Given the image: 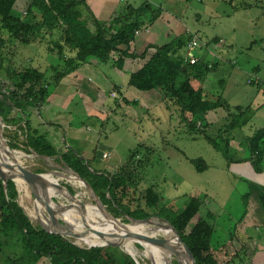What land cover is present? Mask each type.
I'll use <instances>...</instances> for the list:
<instances>
[{
  "label": "trees",
  "instance_id": "1",
  "mask_svg": "<svg viewBox=\"0 0 264 264\" xmlns=\"http://www.w3.org/2000/svg\"><path fill=\"white\" fill-rule=\"evenodd\" d=\"M19 1L0 0V68H4L3 63L8 61L4 52L10 42L29 46L43 39H52L57 29H63V34L60 40L51 42L53 47L58 48L60 61L51 67L50 80L45 72L32 66L20 71L6 69L10 86H6L5 92L0 90V115L7 125L15 124L22 132L20 135L16 133L18 143H9L11 148L20 149L19 143H22L27 152L33 150L39 156L52 158L60 155L62 162L91 185L104 205L113 207L112 212L116 216L125 215L144 220L157 214L168 220L192 251L196 264H244V246H241L237 233L239 222L228 233L229 240L223 245L218 243L215 227L207 218L198 219L197 224L190 228L191 222L199 216L204 205L200 196L192 197L185 209L179 212L166 208L164 196L155 187L145 191L142 200L137 202V208L133 209L124 203L130 190L137 189L145 168L144 161L138 160L141 147L133 151L127 162L115 173L98 171L92 169L91 162L87 163L79 152L71 148L59 154L52 143L33 128L30 121L31 109H39L46 103L52 87L91 60L102 63L113 61L114 66L122 70L126 59L143 57L145 64L131 74L129 87L142 92H162L164 101L177 107L180 120L187 125L190 133H199L223 152L220 143H216L221 135L212 138L208 134L209 125L201 129L198 125L201 122L203 127L202 121L217 109L222 108L230 115L232 111L241 114L242 108L231 107L222 97L212 100L205 95L203 81L214 67L200 61L195 65L185 61L180 50L187 46L189 34L187 41L181 39L175 45L153 46L154 51L149 52L147 49L137 56L132 47L136 31L155 22L162 8L156 11L146 4L133 9L128 5L113 20L114 25L119 26L114 32L111 26L102 25L96 19L86 0H26V14L16 11ZM124 101L129 103L128 100ZM13 112L18 114V118L11 117ZM236 126L235 122H231L227 130H233ZM22 135H25L23 140L20 139ZM250 140L259 156L261 152L258 148L263 146L264 149V130L255 132ZM188 161L198 172L208 168L202 159L188 158ZM254 163L257 165L261 162L255 159ZM138 165L142 170L139 171ZM67 188L73 193L70 187ZM17 196L16 184L9 181L6 191L0 178V263L38 264L42 259L49 258L52 264H137L117 246L83 249L65 237L35 226L17 202ZM260 202L264 208V195L260 197ZM175 238L173 232L172 243ZM228 247L233 254L225 252V255L229 254V258H225L222 251ZM172 254L176 256L177 252L173 251Z\"/></svg>",
  "mask_w": 264,
  "mask_h": 264
},
{
  "label": "rangeland",
  "instance_id": "2",
  "mask_svg": "<svg viewBox=\"0 0 264 264\" xmlns=\"http://www.w3.org/2000/svg\"><path fill=\"white\" fill-rule=\"evenodd\" d=\"M103 2H106L111 7L108 10V14L103 15L102 9V11H98L100 19L96 14L95 17L102 25L111 26L114 32L118 30L119 26L114 25L113 20L115 17L121 15L124 7L131 5L133 9H139L147 4L156 11L162 8L159 18L149 25L152 31L155 32L149 35L145 31L148 28L136 31L135 42L132 43L133 49L138 40L147 37H157L158 31L161 36L167 29H170V31L166 32L169 35L154 38L156 44L175 45L181 39L187 41L189 39L188 30L200 34L203 42L207 44L214 39L220 38L223 48L218 49L211 61V64H215L218 67L207 73L206 77L208 78L209 76V79L205 78L203 82L205 93L209 99L217 100L224 96V93L225 96L232 94V97L234 93V97H239L243 93H246V95L252 94L255 97L258 92L264 91V0H103ZM27 10L28 7H25L19 11L22 14H26ZM142 31L145 34L140 36ZM62 34L63 29H57L52 39H43L29 46H22L20 43L14 41L10 42L4 52L8 61L6 60L3 63L4 68H0V90L5 92L7 89L6 86H10V80L7 79L6 74L7 68L20 71L32 66L45 72L46 77L50 80L52 77L51 67L57 65L60 61L57 52L58 48L53 47L51 42L60 40ZM185 50L186 47L180 50V53L183 55ZM220 59H224L226 62ZM258 67L259 71L256 72L255 69ZM54 91L55 86L52 87L50 95ZM212 94L214 97L210 96ZM262 96L261 98L264 100L263 93ZM105 101L109 105L110 103L114 105V100L109 95L106 96ZM242 105H244V114L232 111V114L235 113L236 115L230 114L226 116L223 122L222 117L227 113H220L218 115L219 119H217L220 121H216V124H212L210 119L205 118L202 121L203 127L201 122L198 125L199 129L207 128L206 125H209L208 134L212 138L221 135L218 141L216 140V143H220L219 147H221L223 152L217 150L213 144H210L199 133H190L186 126H177L175 122L172 123V127L165 123L153 127L148 124L149 122L147 120L141 126L136 125L129 119V124L132 126H129L130 131L127 129L126 124L123 126L116 125L115 128L111 123L106 125L108 143L112 147H115L116 152L114 155L110 148L102 150L101 153L98 150V159L103 153L107 152V154H111V160H108L109 157H104L106 163L115 165L120 162V164H117L119 168L127 162L133 151L141 147L142 152L138 160L144 161L145 168L143 174L140 176L141 180L139 181L137 189L130 190L128 196L124 198V203L132 206L133 209L137 208V202L143 197L145 191L148 188L155 187L164 196L166 208L179 212L185 209L192 197L200 196L204 201V205L199 216L191 222L190 228H193L197 224L198 219L207 218L215 227L218 243L223 245L229 240L228 233L233 228L235 229L236 223L241 219L244 212L246 213L247 211L245 202L248 196H246V193L253 191L257 183H259V181L256 182L255 174L264 162L263 146L258 148L261 152L258 156L253 147V142L250 138L247 139L248 135L264 130V119L253 118L255 111L259 110L257 108L258 103L254 100L253 106L250 103ZM169 108L177 109V107ZM163 110L166 109L160 107V111L158 110V112H162L163 114ZM223 111L221 110V112ZM177 115L180 118L179 112ZM11 117L18 118V114L13 112ZM2 119L0 118V130L2 129L7 143H18L19 140L16 138V133L19 135L22 134L21 130L15 124L7 125L4 119ZM231 122H235L237 128L233 131L229 129V133L232 134V136H229L227 129L230 127ZM221 123H224V125ZM244 125L246 127L242 128ZM94 127L98 128V126ZM225 128L226 130H224ZM24 137L25 135H22L20 139L23 140ZM231 137L232 140L225 141ZM63 138L62 133L57 144L59 154L62 153L61 150H64L65 147ZM19 148H11V150L24 154V158L21 160V164L24 167L39 174L57 173L55 178L57 177L56 179H59L58 182L60 185L70 187L74 195H76L78 190L85 193V198L78 199L81 203H95L86 187L83 186V188L78 189L67 178L63 177L69 175L67 173L69 168L62 162L60 155L44 159L35 155L33 150L27 152L26 147L22 143H19ZM248 154V160H246L248 164L242 163L246 166L235 167L232 163L229 164V161H231L229 159L245 158ZM188 158L204 160L208 166L207 170L198 172L190 164ZM255 159H259V162L262 163L255 165ZM91 167L93 169L97 168L92 162ZM138 168L139 171L142 170L139 165ZM16 188L18 191L17 202L31 219L36 214V207L34 206L37 197L30 186L22 191H19L17 185ZM26 195L29 196L27 197ZM55 201L66 204L69 202L61 199H55ZM141 204L143 205L144 203L141 202ZM104 208L122 223H126L125 225L132 223H130V220L125 215L116 216L112 212L113 207L104 205ZM74 215L77 222H82V219L77 214ZM58 216V220L66 221L63 216ZM153 217L159 221V215L155 214ZM31 221L35 226L42 227L41 222L36 218L32 217ZM78 229L85 228L81 227ZM67 239L75 245L78 244L77 246L80 248L89 249L83 244L82 246L76 238L69 236ZM157 239H163L162 235L158 234ZM241 242V246H244L242 255H246L244 264H252L251 261L256 262L250 253L251 250H249L247 241L246 243ZM134 246L136 251L134 250L133 255L122 246H117V248L123 254L131 257L134 256L132 258L137 264H154L149 258L146 259L147 257L144 256L146 249L143 246L137 243H134ZM234 248L236 247L234 246ZM239 248L240 244L236 249L238 250ZM225 252L233 254L230 247L222 251V256L229 258V254L225 255ZM178 259L182 263V258L176 255L173 259V264H180ZM0 264L4 263L1 262ZM38 264H52V262L49 258H44Z\"/></svg>",
  "mask_w": 264,
  "mask_h": 264
},
{
  "label": "crops",
  "instance_id": "3",
  "mask_svg": "<svg viewBox=\"0 0 264 264\" xmlns=\"http://www.w3.org/2000/svg\"><path fill=\"white\" fill-rule=\"evenodd\" d=\"M86 2L94 15L96 14L99 19L98 11H102L103 9L102 14L104 15L108 14V10L111 8L106 2H103V0H86ZM27 5L28 3L26 0H20L16 7V11L22 14L19 10L27 7ZM147 28L148 29L145 31L149 35H151L152 32H155L152 31L151 27L148 26ZM143 31L140 33V36L145 34ZM168 31H170V29H167L166 32ZM166 32L160 36L158 31L157 37H166L169 35ZM154 38L147 37L138 40L134 46L133 52L139 56L147 49L149 52L154 51L155 49L153 46H161L156 44ZM207 45L198 51V57L200 62L207 63L216 69L218 66L211 64V61L218 49L223 48V44L221 39L218 38L209 42ZM185 53L186 50L184 51L183 56H185ZM220 60L226 62L224 59ZM144 64L145 58L143 57L126 59L122 70L115 67L113 61L102 63L94 59L84 64L77 71L65 77L55 86V91L49 96L42 107L39 109H31L30 121L33 128L37 129L41 135H44L54 147L56 146V150H58V140L63 133L65 147L61 152L66 151L67 148H71L79 152L87 163H94L97 167L94 170L115 173L120 168H118L117 165L120 164V162L115 165H110L104 160V155L107 154V152L103 153L99 159L97 154L98 150L101 153L102 150L110 148L115 155L116 149L108 143V136H106L107 124L111 123L114 125V128L116 125L123 126L126 124L129 131L131 130L129 129V126H131L129 124V119H131L136 125L141 126H143L147 120L149 122L148 124L153 127L163 123L169 124L170 127H172L173 122H175L177 126L187 127V125L182 123L178 117V111L169 108L172 107V104L164 101L162 92H142L129 87L131 74L141 69ZM255 70L258 72L259 67ZM207 79H209V76ZM112 92L117 94V98L111 96ZM262 93L264 94L263 90L258 92L255 97L254 95L252 96V94L246 95V93L240 94L239 97H234V93L232 97V94L228 95V92L226 91L228 96H225L224 93L222 98H224L231 107L242 108L243 114L244 105L242 104L250 103L253 106L255 100L258 103L257 108H259V110L255 111L253 118L264 119V100L261 98L263 97ZM107 95L114 100V105L112 103L109 105L108 102L105 101ZM210 96L214 97L213 94ZM124 100H128L129 103H126ZM160 107L166 109L163 110V114L162 112H158V110L160 111ZM221 110L224 109L220 108V110L217 109L208 114L207 118L211 120L212 124H216L220 121L217 120L219 119L218 115L220 113H227L222 117L223 122L226 119V116L229 115L226 110L223 112H221ZM175 116L176 118H174ZM221 124L224 125V123ZM94 126H98V128ZM244 127H246V125L242 128ZM224 130H226V128ZM228 135L232 136V134L229 133V130ZM254 135V133L248 135L247 139ZM228 139L232 140V137ZM247 146L250 148L249 145ZM107 155L109 157L108 160L110 161L111 154ZM248 156L249 154L245 158L243 157L233 160L228 158L231 160L228 161L229 164L232 163L235 167L246 166L242 163L248 164V162H246ZM92 157L93 159H91ZM263 164H261L262 167L257 169L255 174L256 182L259 181V183H257L253 191L246 193V196H248V198H246L247 201L245 202L247 211L246 213L244 212L241 217L242 221H238L239 223L237 225V233L240 236L241 241L245 240V243L247 241L249 244V250H251L250 253L256 260V262L253 261L254 264H264V208L260 202V197L264 195Z\"/></svg>",
  "mask_w": 264,
  "mask_h": 264
},
{
  "label": "bare ground",
  "instance_id": "4",
  "mask_svg": "<svg viewBox=\"0 0 264 264\" xmlns=\"http://www.w3.org/2000/svg\"><path fill=\"white\" fill-rule=\"evenodd\" d=\"M1 134H2V130H0V152H1V155L9 158L10 161L16 160L18 163L21 164V160L24 158V154H21L15 150L13 151V150H11L10 147L6 146L3 139H2ZM11 155H12V157H11ZM67 173H69V175L63 176V177L67 178L76 188H78V189L83 188V186H84L83 182L80 180V178L75 173H73L72 171H68V170H67ZM55 174L56 173H53V175L46 174L43 176V179L48 186L49 196L53 200L54 199H59V200L61 199V200H65V201L67 200V201H69L68 203H70L71 198H69L70 197L69 194L67 193V191L65 189H63V190L61 189V187L59 185L60 183L58 182L59 179L57 180L56 179L57 177L55 178ZM16 183H17L19 191H22L26 187L30 186L25 180H23L21 178H17ZM26 192H27V190H26ZM30 196H31V194H30ZM83 198H85V193L78 190V192L76 193V199L80 200ZM41 200H42V196H41ZM71 202H75V199L72 200ZM59 205L65 206L66 203L61 202V203H59ZM51 206L53 208H57V206L54 203H51ZM34 207H36V214H35V216L33 215L32 217L36 218L46 228H48L50 230L63 229V228H60V226L56 227V226H58V224L55 226L56 222H53L52 219L49 217V215L47 214V212L45 210V207L42 205V202L40 200L36 201ZM85 212L87 215V220L89 222H98L97 224L106 223V222L109 223L108 225H105L106 226L105 228H101L99 226L101 230H104L103 232H107L108 234L112 235L111 238H109L107 241L120 240L119 242L121 243V246L123 248H125L129 253H132V255L134 254V250H135L134 249V247H135L134 243H136V242L134 240L126 239L124 237L118 238L117 236L120 235L121 230H123V231L129 230L135 234L143 235V236H146L148 238H154V239H157V235L161 234L162 238L167 240L172 248H165V247L155 246L152 244H144V248L146 249V251H144V256L147 257L146 259L149 258L154 264H173V262H174L173 259L175 256L172 254V252L176 251L177 256L182 258V264H186L187 258L185 256L184 252L182 250H180L181 243L179 242L177 235L175 234L176 238L172 243V236H173V232H174L173 229L170 228L169 226H167L165 223L159 222L160 220L157 221V219H156L151 224H142V223H137V222H134L132 224L130 222L131 224H129V225H125L126 223L121 225L119 223L120 221L119 222L113 221L110 218L106 217L103 210L99 207V205L97 206V205H94L92 203L85 204ZM73 213L77 214V216H79L81 218L78 210H76V209L69 210V211L62 213L60 215L63 216V218H65V220H66L65 222L68 223L74 229V231L78 235V237L76 239L78 240V242L81 245L83 244V245L88 247V246H101V245L106 244L107 241L102 240L101 238L97 237L94 234L86 233L85 229H78V228H81L84 226H83L82 222H80V221L77 222L75 215ZM32 217H31V219H32ZM56 218H57L56 220H58L59 216H57ZM33 221H35V220H33ZM132 257H134V256H132ZM136 258H137V255H136Z\"/></svg>",
  "mask_w": 264,
  "mask_h": 264
},
{
  "label": "water",
  "instance_id": "5",
  "mask_svg": "<svg viewBox=\"0 0 264 264\" xmlns=\"http://www.w3.org/2000/svg\"><path fill=\"white\" fill-rule=\"evenodd\" d=\"M0 118L2 119L1 115ZM3 120V119H2ZM2 130V129H1ZM2 139L5 143L6 146L10 147L9 144L7 143L5 137L3 136V133L1 134ZM14 151V150H13ZM33 153L35 155H38L37 153H35L33 151ZM10 156V155H9ZM39 156V155H38ZM12 157V155H11ZM10 157V158H11ZM44 159H48L49 157L47 156H40ZM68 167V166H67ZM69 168V167H68ZM68 171H72L73 173H75L80 180L83 182L84 186L86 187V189L89 191L90 195L93 197L95 203V205H99V207L103 210L104 214L106 217L110 218L113 221H117L119 222L120 220L117 219L116 217H114L113 215H111L105 208H104V204L102 203L101 199L98 197V195L94 192L93 188L91 187V185L84 180L83 178H81L76 172H74L72 169H68ZM53 173L55 172H51L49 175H53ZM46 174H39L36 172H33L31 170H29L28 168L24 167L22 164L18 163L16 160H12L10 161L9 158L2 156L1 152H0V178L3 181L4 184V188L7 191L8 188V183L9 181H13L16 185V179L17 178H21L23 180H25L30 187L32 188L35 196L37 197V200H40L42 202V205L45 207V210L47 212V214L49 215V217L52 219L53 222L55 223V226L58 224V226L60 228L63 229H56V230H50L48 228H46L42 223V227L48 231L49 233L52 234H57L60 235L62 237L67 238L68 236L73 237V238H77L78 235L76 234V232L74 231V229L68 224L65 223L63 220H56L57 216L65 213L69 210L72 209H76L79 212V215L82 218V224L84 226V228L86 229V233L88 234H94L97 237L101 238L102 240L107 241L109 238H111L112 235L108 234L107 232H103L104 230H101V228H105V225H108L109 223H99L98 222H89L87 220V215L85 212V204L81 203L79 200L76 199V195H74L71 191L68 190L67 187L60 185L61 189H65L67 190V193L69 194V198H71L70 203L66 204L65 206L63 205H59V203H57L55 201V199L53 200L50 196H49V192H48V186L46 184V182L43 179V176ZM57 175V173L55 174ZM42 196V200H41V196ZM75 199V202H71L72 200ZM51 203H54L57 208H53L51 206ZM128 217V216H127ZM128 219L130 220V222H132V224L134 222L137 223H142V224H151L154 220H156L154 217H150L144 220H138V219H134L132 217H128ZM158 219L165 223L167 226H169L170 228L173 229V231L175 232V234L177 235L179 242L181 243V247L180 250H182L187 258V262L186 264H196V259L195 256L193 255L192 251L189 249V247L183 242L178 230L166 219L160 218L158 217ZM121 225H123L124 223H121V221L119 222ZM101 224V225H100ZM100 226V227H99ZM116 236V235H115ZM119 237H124L126 239H131L134 240L137 244L141 245L144 247V244H152L155 246H160V247H165V248H172L171 245L169 244V242L165 239H154V238H148L146 236L143 235H138L135 234L131 231H120V235L117 236ZM120 240H115V241H107L106 244L101 245V246H88V248H93V247H107V246H121V243L119 242ZM179 261V259H178ZM180 264H182L179 261Z\"/></svg>",
  "mask_w": 264,
  "mask_h": 264
},
{
  "label": "built area",
  "instance_id": "6",
  "mask_svg": "<svg viewBox=\"0 0 264 264\" xmlns=\"http://www.w3.org/2000/svg\"><path fill=\"white\" fill-rule=\"evenodd\" d=\"M187 33L190 36V40L186 46L185 61L191 65H195L200 61L198 57V51L204 48L207 43L203 42L200 34L190 30H188ZM111 96L116 98L117 94L112 92ZM104 157L108 158V155L105 154Z\"/></svg>",
  "mask_w": 264,
  "mask_h": 264
}]
</instances>
